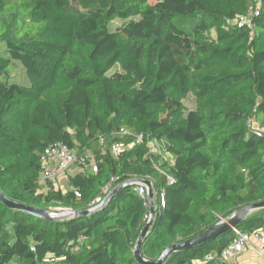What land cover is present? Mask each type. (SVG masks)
Instances as JSON below:
<instances>
[{
  "label": "trees",
  "instance_id": "obj_1",
  "mask_svg": "<svg viewBox=\"0 0 264 264\" xmlns=\"http://www.w3.org/2000/svg\"><path fill=\"white\" fill-rule=\"evenodd\" d=\"M150 1L0 0V192L86 211L111 181L122 186L96 213L60 222L0 201V264H137L149 210L135 180L152 182L158 207L142 244L150 262L264 202V0ZM252 11L254 31L234 23ZM57 142L93 153L97 172L39 192L40 155ZM234 229L264 230V209L163 264H204Z\"/></svg>",
  "mask_w": 264,
  "mask_h": 264
},
{
  "label": "built area",
  "instance_id": "obj_2",
  "mask_svg": "<svg viewBox=\"0 0 264 264\" xmlns=\"http://www.w3.org/2000/svg\"><path fill=\"white\" fill-rule=\"evenodd\" d=\"M256 8L258 9L261 4L260 0H255ZM251 14L245 15L234 23L239 27H247L249 30L254 31L255 26L251 22ZM255 123L250 122V127L255 128ZM126 134V132H123ZM144 138L141 135L136 136L135 143L129 146L133 147L136 144L143 143ZM122 144H114L111 146V152L114 155H118L123 150ZM41 173L40 179L48 184H50L55 190L67 193L69 180L72 176L78 174H93L97 172V163L93 153L85 149L80 148H70L64 143H54L47 147L43 153L40 155ZM111 181L105 189L104 196L106 197L114 186V182ZM170 184H173V180L169 178ZM135 191L137 194L145 200V205L150 208V203L148 200V188L145 184L137 182L135 186ZM77 196H79L77 194ZM103 198H98L94 202V207L101 205L103 203ZM156 209L157 204L155 202ZM160 207H165V202L163 201V195L161 199ZM151 219L149 211L144 216V221L147 224ZM226 220V219H225ZM223 220V221H225ZM236 237L233 242L228 245L221 254H210L205 258L202 263L207 264L213 262L214 264H245L238 261L240 256L248 253H252L256 257L264 261V230H258L254 232H242L240 230L234 229ZM83 240V238H80ZM34 250V249H33ZM49 263H55V260L50 258L47 260Z\"/></svg>",
  "mask_w": 264,
  "mask_h": 264
},
{
  "label": "water",
  "instance_id": "obj_3",
  "mask_svg": "<svg viewBox=\"0 0 264 264\" xmlns=\"http://www.w3.org/2000/svg\"><path fill=\"white\" fill-rule=\"evenodd\" d=\"M137 182H141L145 184L148 188V200L150 203V209L149 213L151 215L150 221L145 225L143 230L141 231V234L139 236V239L137 241V245L134 249V256L136 259L137 264H163L168 257L174 253L178 252L181 250H189L193 249L202 243L208 241V240H213L216 236H218L220 233H222L225 230L232 229L234 228L243 218L246 216H249L253 212L263 210L264 209V202L254 204L252 206H249L239 213H236L232 218L227 219L228 222L221 221L220 223L216 224L212 228L202 232L201 234L195 236L194 238L187 240L183 243L176 244L173 246H170L166 248L162 254L159 260L155 262H150L147 261L143 255H142V244L144 240L146 239L151 226L153 225V220L156 216V207H155V193L153 189L152 182L149 180H135L132 181L131 184L136 186ZM122 186L115 187L104 199L103 203L101 205L96 206L92 210H86V211H75L71 209H64V210H58V211H53L51 209H36L33 207H28L22 204H18L16 202L10 201L7 199L1 192H0V201L4 203L8 208L10 209H15V210H20L29 214H32L35 217H38L40 219H43L45 221L49 222H60V221H65L73 216H85V215H90L93 213H96L97 211L101 210L111 199V197L118 192V190Z\"/></svg>",
  "mask_w": 264,
  "mask_h": 264
},
{
  "label": "rangeland",
  "instance_id": "obj_4",
  "mask_svg": "<svg viewBox=\"0 0 264 264\" xmlns=\"http://www.w3.org/2000/svg\"><path fill=\"white\" fill-rule=\"evenodd\" d=\"M150 3L155 4L156 0H151ZM123 23L124 22L121 20H115L114 22L111 23L110 30L111 31L117 30L119 27H121L123 25ZM1 47H4V46L2 45ZM12 67L10 68V71H12V69H13ZM183 102L186 105V112H185L186 114L189 111L196 108V97L191 93H189L186 96V98L183 100ZM150 152L153 154H161L163 161H170L173 158L172 155L166 150L165 143H163V142H152L150 144ZM48 187H49L48 183L40 180V182L38 183L37 189L39 192H46ZM51 210L58 211V210H64V209H51ZM253 213H255V212H253ZM225 222H228V220L226 219Z\"/></svg>",
  "mask_w": 264,
  "mask_h": 264
},
{
  "label": "crops",
  "instance_id": "obj_5",
  "mask_svg": "<svg viewBox=\"0 0 264 264\" xmlns=\"http://www.w3.org/2000/svg\"><path fill=\"white\" fill-rule=\"evenodd\" d=\"M114 188L115 187L113 186L112 190ZM238 261L241 262V263H245V264H264V261L262 259L256 257L252 253H248V254H245L243 256H240Z\"/></svg>",
  "mask_w": 264,
  "mask_h": 264
}]
</instances>
